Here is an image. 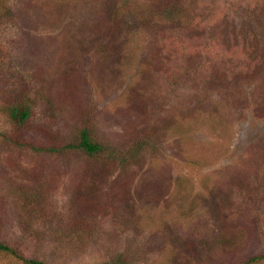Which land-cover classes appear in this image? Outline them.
<instances>
[{"label": "rangeland", "instance_id": "rangeland-1", "mask_svg": "<svg viewBox=\"0 0 264 264\" xmlns=\"http://www.w3.org/2000/svg\"><path fill=\"white\" fill-rule=\"evenodd\" d=\"M2 1L0 133L10 127L3 109L19 98L36 109L34 124L53 131L89 113L123 151L136 132L167 128L125 167L0 145V243L46 264L118 255L126 264H264V58L247 52L263 41L264 0H184L193 20L184 29L124 27L112 56L98 50L105 10L121 1ZM151 55L162 66L144 79L139 64ZM207 72L222 80L206 93ZM18 186L40 191L43 210L26 208ZM80 220L87 235H73Z\"/></svg>", "mask_w": 264, "mask_h": 264}, {"label": "trees", "instance_id": "trees-1", "mask_svg": "<svg viewBox=\"0 0 264 264\" xmlns=\"http://www.w3.org/2000/svg\"><path fill=\"white\" fill-rule=\"evenodd\" d=\"M120 5H111L105 12L111 10L112 19H108V28L103 37L106 38L104 44H100L98 52L100 54L113 55V42L120 37L121 31L125 27V32L132 26H143L147 24H156L157 27L164 28L167 32L169 30H175L176 32L184 29L186 22L193 21L190 19L191 15L187 9L184 0H119ZM108 2V0H107ZM125 4V6H123ZM2 0H0V13L10 12V8L7 9ZM264 10V9H263ZM259 23L264 25V14L259 12ZM165 31V32H166ZM166 32V35L168 36ZM163 35L165 33L163 32ZM101 37V38H103ZM157 39H161L158 36ZM251 41V48L247 50L257 61L264 58V35L262 40L259 38ZM160 55H151L150 57L143 58L139 64V73L144 79L153 78L157 70L161 69L162 60L159 59ZM222 73H213L211 76L209 72L201 76L203 90L207 93V88L219 87L222 80ZM217 83V84H216ZM42 95L46 97L47 104L50 110L53 111V104L50 96L47 93ZM207 95V94H206ZM206 99H202L200 102L205 103ZM202 105V104H201ZM201 108V107H200ZM3 113H6L7 120L9 122V129L0 133V145L10 146L22 150H29L36 154H44L53 156L62 161H69L73 158H81L86 163H100L104 161H110L111 163L120 162L122 167L129 166L131 162L136 161L142 157L146 151L153 149L157 145V140L164 134L167 127L162 124L161 127L154 126L152 128L143 129L136 132L134 140L129 148L125 151L118 149L115 145L102 139L98 132V125L93 117L88 113L84 117L80 125H72L63 133V131H53L40 127L34 124L36 109L32 107L29 100L19 98L15 103L5 107ZM179 116L170 117V119L177 118ZM174 130L177 134L186 133L187 127L180 124L179 120H176ZM186 129V130H185ZM188 130H190L188 128ZM192 131V130H191ZM190 131V132H191ZM189 132V135L192 134ZM194 132V131H193ZM195 133V132H194ZM40 134V135H39ZM145 135V136H143ZM21 199L24 201V205L28 209L39 212L44 208L45 198L41 196L40 191H34L33 193H27L26 189L21 187L16 188ZM77 227L74 226V232L80 235H87L85 228V221L80 220L77 223ZM14 258L20 261L22 264H46L42 260L36 258L25 257L19 250L10 245L8 242L0 243V260L5 258ZM258 261L257 258H253L250 262ZM105 264H126L124 263V256L118 255L112 257Z\"/></svg>", "mask_w": 264, "mask_h": 264}]
</instances>
